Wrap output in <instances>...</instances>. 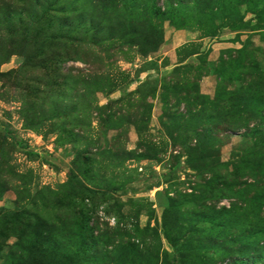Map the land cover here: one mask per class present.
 I'll return each instance as SVG.
<instances>
[{"label":"rangeland","instance_id":"rangeland-1","mask_svg":"<svg viewBox=\"0 0 264 264\" xmlns=\"http://www.w3.org/2000/svg\"><path fill=\"white\" fill-rule=\"evenodd\" d=\"M225 243L264 264V0H0V264Z\"/></svg>","mask_w":264,"mask_h":264},{"label":"trees","instance_id":"trees-1","mask_svg":"<svg viewBox=\"0 0 264 264\" xmlns=\"http://www.w3.org/2000/svg\"><path fill=\"white\" fill-rule=\"evenodd\" d=\"M233 236H235V235H233ZM226 247H229L228 243H225L222 247H220V245L214 246V244H213L211 247L212 251H206L208 254L210 253L211 255H213L211 258L212 264H221L224 261H227L226 255L228 254V252H224ZM227 250L229 251L228 248L226 249V251ZM223 254H225V255L223 256ZM232 264H236V261H233Z\"/></svg>","mask_w":264,"mask_h":264}]
</instances>
